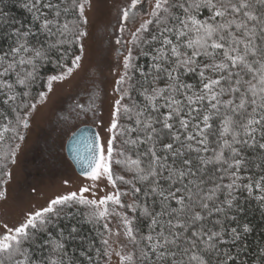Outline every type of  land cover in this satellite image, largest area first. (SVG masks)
Instances as JSON below:
<instances>
[{
  "label": "snow or ice",
  "instance_id": "6c2138e0",
  "mask_svg": "<svg viewBox=\"0 0 264 264\" xmlns=\"http://www.w3.org/2000/svg\"><path fill=\"white\" fill-rule=\"evenodd\" d=\"M87 3L88 0H26L22 6L31 14L33 24L20 27L0 11V38L7 41V48L0 49V98L4 105H15L13 112L23 113L16 116L15 127L6 125L0 129V141L9 131L21 142L25 139L18 128H29V117L37 108V103L27 102L28 89L54 52L64 59L65 46L81 44L87 35L83 28L87 24ZM141 3L142 0H129L121 10V32L129 19H135L134 10ZM73 11L78 12V18L61 20L62 15ZM153 23L157 34H151V41H158L159 47L152 50L150 70L145 72L133 65L129 49L123 61L124 73L116 82L118 86L125 85L133 79L131 71H139L143 80L138 82L137 91L143 105L131 99L135 85L118 87L120 98L114 102L107 128L111 135L104 143L97 136L89 155L78 158L87 168L85 175L93 187L102 178L113 188L117 181L131 184V194L136 199L125 205L121 196L128 193L119 191L98 200L86 199L85 193L92 192L91 187L57 196L40 210L26 214L19 225L3 226L0 264H72L66 259V241L79 237L78 224L94 226L110 215L106 207L109 203L132 212L139 209L148 221V231L142 234L134 228L132 219L115 213L123 222L125 237L134 246L128 252L115 253L120 264H235L236 257L231 252L221 257L220 245L230 240L238 247L242 236L251 229L237 220L236 214L243 208L234 191H246L264 210V0H155L150 19L132 33L131 43H150L142 39V34L149 32L148 25ZM61 48L64 52H60ZM80 52L83 53L82 44ZM81 59L82 55H76L66 71L49 76L48 92L53 82L72 75ZM162 73L167 77L165 87L157 84ZM189 73L198 75V91L181 80ZM17 86L23 91L18 92ZM21 97L23 100L17 104ZM46 98L47 93H39L40 102ZM125 99L130 103L123 104ZM81 115L87 117L83 108ZM125 119L134 126L122 125ZM211 136L216 137L214 149H210ZM117 139L121 142L119 149L114 143ZM19 148L20 144H16L9 150L12 162ZM244 149L258 150V161L247 160ZM209 151L211 156L203 155ZM113 165L130 173L131 179L116 175ZM208 165L217 166L216 171L222 173L219 179L229 182L214 183L205 191L203 171ZM249 167L260 171L258 178L241 176ZM221 188L228 191L224 201L217 203L216 193ZM138 194L145 199L143 205L137 203ZM4 198L5 193L0 191V200ZM149 199L159 205V211L147 205ZM76 205L89 206L93 211L83 221L58 229L61 221L75 219L78 212L68 209ZM214 212L226 216L234 213L228 218L237 227L227 230L220 220L214 221L218 228L205 227V213L210 216ZM104 228L109 231L107 224ZM102 243L107 246L109 241L103 239Z\"/></svg>",
  "mask_w": 264,
  "mask_h": 264
},
{
  "label": "rangeland",
  "instance_id": "374dc122",
  "mask_svg": "<svg viewBox=\"0 0 264 264\" xmlns=\"http://www.w3.org/2000/svg\"><path fill=\"white\" fill-rule=\"evenodd\" d=\"M142 1L146 2L142 5L143 12H138L134 20L129 19L121 32L120 12L129 0H88L85 5L87 24L83 25L87 35L81 42L80 67L63 81L53 82L51 92L45 87L46 100L34 102L37 108L29 117V128L21 131L25 139L22 142L18 139L16 143L20 148L15 154V162L11 159L0 190L5 193V198L0 200V233L4 231L5 224L17 226L29 212L40 210L57 196L79 193L82 187H91L95 192V196L92 192L85 193L86 199L98 200L116 191L122 193V190L109 185L105 178L96 181L93 187L90 179L77 176L64 148L69 137L84 126L94 128L102 143L111 135L107 128L114 102L120 98L117 89L130 84V81L122 86L116 83L124 73V57L132 49L134 64L141 46L140 41L131 43L132 33L150 19L155 3V0ZM151 27L149 24V31ZM147 33L142 34V39ZM122 45L125 46L124 52L121 51ZM81 108L87 112L86 118L81 115ZM114 143L119 149L118 143ZM121 202L129 204L125 195L121 196ZM106 207L110 215L101 219L109 229L106 231L109 243L105 264H120L115 253L128 252L133 245L125 237L123 222L115 213H123L130 218L129 210L112 203Z\"/></svg>",
  "mask_w": 264,
  "mask_h": 264
},
{
  "label": "trees",
  "instance_id": "16d2710c",
  "mask_svg": "<svg viewBox=\"0 0 264 264\" xmlns=\"http://www.w3.org/2000/svg\"><path fill=\"white\" fill-rule=\"evenodd\" d=\"M26 0H0V11H2L5 15L11 18L15 22L16 27H20L21 25L29 26L33 24L31 14L22 6ZM78 18V12L73 11L69 13L67 16L61 17V20L67 19L69 21ZM151 34H157V29L155 24H152L150 31L143 37V39H147L150 41L148 44H142L137 51V55L134 61V64L137 68H143L145 72L150 70V65L152 63L151 55L152 50L154 48L159 47L158 41H151ZM67 47V52L64 53L65 58L60 59V53L54 52L51 55V59L48 62H45L42 67L39 68L37 78L34 82H32L29 91V98L27 102L34 103L39 96L40 92H44L46 87L47 78L52 75H58L63 72L67 66H70L71 60L80 54V44H74ZM7 48V41L4 38H0V49ZM60 52H64V48L60 49ZM142 52L149 53L148 55H143ZM64 65V67H61ZM133 79L130 80V84L135 85V88L130 93L131 99L136 101V103L143 105V97L138 94L139 83L143 80L140 72L136 71L135 68L131 71L130 74ZM181 80L185 84H191L193 86V91L199 90V77L196 73H189L187 75H182ZM159 87H165L167 84V77L165 74H161V80L157 81ZM17 91H23V89L17 86ZM182 99V97H180ZM23 100L21 97L17 104ZM130 103V100L125 99L124 104ZM15 105H4L2 103V98H0V129L3 126H11L15 127L16 124V116L23 115L22 112H13L12 108ZM27 111V110H25ZM161 112H166V109H161ZM122 125H131L134 126L132 121L123 120ZM218 127L217 125H215ZM159 127V125H157ZM22 127L18 128V132L21 133ZM135 136V133H133ZM18 136H15L11 131L5 133V139L0 141V190L2 188V184L6 178L7 170L11 164V157L9 156V150L14 148L16 143L18 142ZM167 139V138H166ZM210 140V149L216 148V137H209ZM116 142L120 148V140L117 139ZM143 147V146H142ZM191 156H195V153H190ZM205 156H211L212 152L203 153ZM243 155L249 161H258L259 153L258 150H250L244 149ZM7 157V158H6ZM198 163V162H197ZM217 166L208 165L206 169L203 171V179L205 184L202 185L205 191L207 189L213 187L214 183L218 184H227L229 181L224 179L221 181L219 177L222 175L221 172L216 171ZM113 170L116 175L124 176L125 180L131 179V174L124 171L121 167L117 165H113ZM260 175V171L256 168L249 167L247 170L241 172L242 177L251 176L253 178H258ZM247 183V180L243 181ZM138 187H142V185H137ZM131 184H124L117 181V188L122 190V193H128L126 198L129 203H132L135 197L131 194ZM226 188H221L216 193V201L217 203H221L226 198L227 193ZM238 197L237 203L241 205L243 211L236 214L237 220L240 224H248L251 231L242 236L240 242H238V247L232 245L231 241L228 240V237H225L228 242L226 244L220 245V255L223 257L224 253L231 252V254L236 257L235 264H264V255H261L262 251H264V210L261 209L259 204L254 198L248 196L246 191H234L233 193ZM256 193L254 192V195ZM139 199L137 203L143 205L145 203V199L142 194H138ZM147 205L153 208L155 211H159V205L153 204L152 200L149 199L147 201ZM226 207V206H225ZM199 210V209H197ZM71 212H78V215L74 220L61 221L58 225V229H64L66 225L70 226L77 221H83L85 215L93 211L89 206H80L76 205L72 209H68ZM234 213L228 212L227 216L224 213H213L212 215H206V220L202 223L205 227H216L219 225H215L214 221L220 220L223 222V226L225 229L230 230L232 227H237L236 222L231 221L228 217L233 215ZM130 219L133 221V226L135 229H138L140 233L146 234L148 231L147 223L148 221L141 216L140 210L137 209L136 212L129 211ZM104 222L100 220L98 223L92 224L88 223H80L78 227L80 229L79 237L75 240L66 241V252L68 256L66 259L72 261V264H105L106 255L105 250L107 246L102 243L103 239H106V230L104 228ZM58 229H50V231L55 232ZM134 247V246H133ZM81 252H85L87 255L82 256ZM91 257V260L88 259ZM232 264V262H229Z\"/></svg>",
  "mask_w": 264,
  "mask_h": 264
},
{
  "label": "water",
  "instance_id": "95a60500",
  "mask_svg": "<svg viewBox=\"0 0 264 264\" xmlns=\"http://www.w3.org/2000/svg\"><path fill=\"white\" fill-rule=\"evenodd\" d=\"M97 136L98 134L94 128L84 126L77 129L65 144V156L79 177H86L87 168L81 165L78 158L89 155V149L95 144Z\"/></svg>",
  "mask_w": 264,
  "mask_h": 264
},
{
  "label": "flooded vegetation",
  "instance_id": "af4514ba",
  "mask_svg": "<svg viewBox=\"0 0 264 264\" xmlns=\"http://www.w3.org/2000/svg\"><path fill=\"white\" fill-rule=\"evenodd\" d=\"M145 3H146V2L142 1L141 5H140L137 9L134 10L135 13H136V15L138 14V12H139V13H142V12H143L144 7H143L142 5H145ZM144 13H146V12H144ZM144 13H143V14H144ZM136 15H135V17H136ZM121 51H122V52L125 51V46H124V45H122V50H121ZM121 51H119L118 53H121Z\"/></svg>",
  "mask_w": 264,
  "mask_h": 264
}]
</instances>
